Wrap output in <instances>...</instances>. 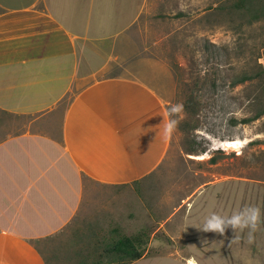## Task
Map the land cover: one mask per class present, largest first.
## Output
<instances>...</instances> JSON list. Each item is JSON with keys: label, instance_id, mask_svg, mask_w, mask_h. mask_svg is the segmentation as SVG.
Returning <instances> with one entry per match:
<instances>
[{"label": "crops", "instance_id": "crops-1", "mask_svg": "<svg viewBox=\"0 0 264 264\" xmlns=\"http://www.w3.org/2000/svg\"><path fill=\"white\" fill-rule=\"evenodd\" d=\"M151 1L0 0V264H47L32 242L75 219L86 181L130 195L163 163L171 78L144 58Z\"/></svg>", "mask_w": 264, "mask_h": 264}, {"label": "rangeland", "instance_id": "rangeland-1", "mask_svg": "<svg viewBox=\"0 0 264 264\" xmlns=\"http://www.w3.org/2000/svg\"><path fill=\"white\" fill-rule=\"evenodd\" d=\"M248 3H149L144 58L161 62L171 76L160 91L170 122L176 121L169 150L152 177L134 190L125 188L130 195L86 181L75 219L38 249L33 244L47 264H79L115 229L128 236L149 232L148 257L164 256L155 264H177L171 258L187 257L194 264H264V116L240 123L255 116L256 97L264 90L234 86L257 62L264 64V17L241 27ZM190 99L197 108L194 116L185 108ZM175 106L180 111L172 112ZM193 147L205 152L190 154ZM246 206L261 210L251 241L248 229L228 228L223 235L202 230L212 213L230 216Z\"/></svg>", "mask_w": 264, "mask_h": 264}, {"label": "trees", "instance_id": "trees-1", "mask_svg": "<svg viewBox=\"0 0 264 264\" xmlns=\"http://www.w3.org/2000/svg\"><path fill=\"white\" fill-rule=\"evenodd\" d=\"M264 5L257 0H249L248 5L245 9V14L242 16L244 22L241 27L250 28L255 24L259 23L264 17ZM264 48V47H263ZM264 59V56H263ZM253 84L257 90H264V64L256 63V67L250 72H244L234 82V86ZM260 96V97H258ZM264 92L261 95H257L256 104L258 106L257 112L254 117L243 120L242 124H250L264 116ZM185 108L191 115L197 109L196 104L190 99L186 104ZM194 116V115H193ZM233 124L237 125L238 121L233 120ZM195 129V128H194ZM205 149L199 152L198 148H190V154L204 153ZM216 159H211V162H215ZM48 240H37L33 242L35 247L38 249L43 241ZM151 242V234L146 231H140L137 234L128 236L123 234L120 230L115 229L112 231V235L107 239H103L100 244L95 245L93 251H88L84 260L79 264H132L135 261L148 256V245ZM40 251V250H39Z\"/></svg>", "mask_w": 264, "mask_h": 264}, {"label": "clouds", "instance_id": "clouds-1", "mask_svg": "<svg viewBox=\"0 0 264 264\" xmlns=\"http://www.w3.org/2000/svg\"><path fill=\"white\" fill-rule=\"evenodd\" d=\"M180 111V106L172 108V112ZM176 121H171L165 125L164 134L168 136L174 130ZM261 223V210L256 206H246L241 210L232 213L230 216H222L217 213H212L208 216L204 223L202 230L205 232H215L221 235L225 234L228 228L235 232L239 230L248 229L249 240L251 241L253 233H255ZM188 264H194L190 260Z\"/></svg>", "mask_w": 264, "mask_h": 264}, {"label": "bare ground", "instance_id": "bare-ground-1", "mask_svg": "<svg viewBox=\"0 0 264 264\" xmlns=\"http://www.w3.org/2000/svg\"><path fill=\"white\" fill-rule=\"evenodd\" d=\"M229 146H232V145H229Z\"/></svg>", "mask_w": 264, "mask_h": 264}]
</instances>
